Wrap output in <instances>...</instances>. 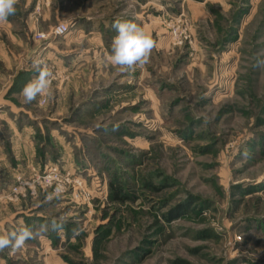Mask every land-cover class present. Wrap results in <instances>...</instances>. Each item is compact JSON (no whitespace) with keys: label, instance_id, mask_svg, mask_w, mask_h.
<instances>
[{"label":"rangeland","instance_id":"374dc122","mask_svg":"<svg viewBox=\"0 0 264 264\" xmlns=\"http://www.w3.org/2000/svg\"><path fill=\"white\" fill-rule=\"evenodd\" d=\"M16 7L0 24V234L65 226L0 264H264V0ZM117 20L155 41L142 67L108 61ZM36 57L50 94L26 104Z\"/></svg>","mask_w":264,"mask_h":264},{"label":"clouds","instance_id":"9594fccd","mask_svg":"<svg viewBox=\"0 0 264 264\" xmlns=\"http://www.w3.org/2000/svg\"><path fill=\"white\" fill-rule=\"evenodd\" d=\"M18 0H0V24L9 22V17L17 12ZM112 27L116 30L111 44V54L107 59L112 66L118 67L121 72L145 65L155 47V41L143 27L131 21L117 20ZM254 67L264 70V59H257ZM31 69L37 74L35 78L27 82L21 89L20 96L24 103H32L38 97L50 94L53 72L49 64L42 57H36L31 61ZM247 153H245L246 155ZM28 184L27 181L24 182ZM62 187L57 185L48 199H59ZM64 221L52 219L49 223L40 224L38 228L20 227L16 230L0 234V252L11 249L15 253L24 248L26 242L36 239L49 231L63 232ZM82 227L72 229L73 236L82 231Z\"/></svg>","mask_w":264,"mask_h":264},{"label":"built area","instance_id":"2783aa9c","mask_svg":"<svg viewBox=\"0 0 264 264\" xmlns=\"http://www.w3.org/2000/svg\"><path fill=\"white\" fill-rule=\"evenodd\" d=\"M68 32V27L66 25H60L57 27L55 34L57 36H64ZM39 38H45L44 35H38Z\"/></svg>","mask_w":264,"mask_h":264},{"label":"trees","instance_id":"16d2710c","mask_svg":"<svg viewBox=\"0 0 264 264\" xmlns=\"http://www.w3.org/2000/svg\"><path fill=\"white\" fill-rule=\"evenodd\" d=\"M113 189H115V195H116V197H117V198H120V195H121V194H120L119 188L116 187V188H113ZM121 198H122V197H121ZM121 198H120V199H121ZM182 208H183V207H182ZM185 208H186V210H187V207H184V209H185ZM181 212H183V210H182ZM178 215H179V214H178ZM178 215H177V216H178ZM177 216H170V218H169L168 221H171V219H174V218H176Z\"/></svg>","mask_w":264,"mask_h":264}]
</instances>
